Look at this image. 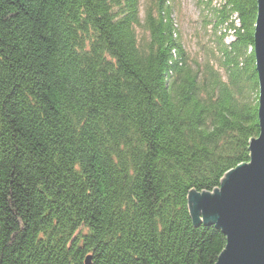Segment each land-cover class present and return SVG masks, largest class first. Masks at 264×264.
Masks as SVG:
<instances>
[{"label": "trees", "instance_id": "16d2710c", "mask_svg": "<svg viewBox=\"0 0 264 264\" xmlns=\"http://www.w3.org/2000/svg\"><path fill=\"white\" fill-rule=\"evenodd\" d=\"M196 6L202 63L174 0H0V264L216 263L189 196L259 135L256 0Z\"/></svg>", "mask_w": 264, "mask_h": 264}, {"label": "water", "instance_id": "95a60500", "mask_svg": "<svg viewBox=\"0 0 264 264\" xmlns=\"http://www.w3.org/2000/svg\"><path fill=\"white\" fill-rule=\"evenodd\" d=\"M253 54L259 135L250 141L249 162L228 171L212 193L189 196L193 220L213 224L225 236L215 264H264V0H256ZM84 264H91L89 256Z\"/></svg>", "mask_w": 264, "mask_h": 264}, {"label": "rangeland", "instance_id": "374dc122", "mask_svg": "<svg viewBox=\"0 0 264 264\" xmlns=\"http://www.w3.org/2000/svg\"><path fill=\"white\" fill-rule=\"evenodd\" d=\"M174 4L175 20L185 50L189 54L190 59L202 63L206 51L201 46L206 48L210 42L208 41L209 36L202 28L196 0H174ZM231 39L229 34L224 38L225 42H229Z\"/></svg>", "mask_w": 264, "mask_h": 264}, {"label": "snow or ice", "instance_id": "6c2138e0", "mask_svg": "<svg viewBox=\"0 0 264 264\" xmlns=\"http://www.w3.org/2000/svg\"><path fill=\"white\" fill-rule=\"evenodd\" d=\"M259 152H260V154H261L262 152H264V146H260V147H259Z\"/></svg>", "mask_w": 264, "mask_h": 264}]
</instances>
